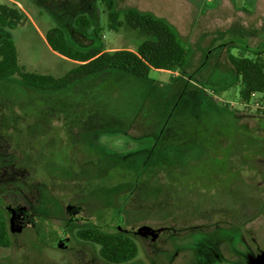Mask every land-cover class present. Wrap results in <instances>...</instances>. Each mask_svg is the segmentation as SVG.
<instances>
[{"label":"rangeland","instance_id":"374dc122","mask_svg":"<svg viewBox=\"0 0 264 264\" xmlns=\"http://www.w3.org/2000/svg\"><path fill=\"white\" fill-rule=\"evenodd\" d=\"M177 1L190 4L192 19L178 18L167 0H116L121 20L129 9L152 14L154 8L163 9L160 15L179 25L194 51L185 75L151 71L154 98H146L153 86L132 84L129 89L124 81L120 90H107L109 82L97 87L102 83L97 80L58 95L28 89L17 77L0 79V181L24 176L15 186L43 211L33 228L11 236L10 247L0 246V264H88L83 260L94 256L91 249L77 248L70 260L66 252L52 249L66 231L64 208L80 206L87 220L100 216L110 222L103 228L114 232L113 223L124 224V201L134 225L171 227L154 252L143 244L140 260L145 264L158 252L172 254L176 246L185 248L173 264H192L205 241L235 236L242 227L246 243L264 250V116L224 112L225 102L241 99L229 57L254 58V49H264V0ZM0 5L26 15L18 28L0 30V38L11 34L19 64L28 72L60 78L76 66L49 47L46 35L53 27L66 30L82 49L136 50L148 39L126 24L112 31L101 0H0ZM79 14L92 18L100 40L94 29L76 26ZM258 98L264 100V93ZM154 140L158 154L171 151L181 163L144 166L143 157L132 152L154 148ZM148 170L136 192L128 189L109 198L111 188ZM156 188L161 189L158 196ZM12 202L0 200V206ZM218 249L231 259L225 243Z\"/></svg>","mask_w":264,"mask_h":264},{"label":"trees","instance_id":"16d2710c","mask_svg":"<svg viewBox=\"0 0 264 264\" xmlns=\"http://www.w3.org/2000/svg\"><path fill=\"white\" fill-rule=\"evenodd\" d=\"M101 1L108 12L109 28L112 31H119L126 24L129 28L148 35V39L141 43L136 51L128 49L106 51L99 46L82 49L71 43L66 30L61 27H53L46 35L48 45L56 53L76 63V66L66 75L56 78L47 74L26 71L19 64L17 47L9 33L0 38V79L9 80L17 77L19 83L28 89L45 94L59 95L64 93L73 94L76 87L97 80H102V83L97 87L109 82L110 88H107V90L110 91L120 90L121 81H124L129 89L132 88V84L153 86L156 85V82L150 78L152 70L178 72L179 75L187 73L194 51L175 27L152 13L141 12L137 9L126 10L123 13L124 20H121V13L116 10V0ZM25 19L26 15L18 8L0 5V30H14L21 26ZM75 24L85 31L94 29L98 40L101 39L100 29L94 26L89 15H77ZM253 53L254 58L245 56L229 57V62L235 74L234 84H240V96L247 101L252 98L253 94L264 93V49H254ZM83 90L85 89L80 92ZM154 97L153 86L152 90L147 92L146 98ZM227 109L224 110L225 113L230 111L229 113L233 115L242 114ZM253 115L261 114L253 112ZM157 145L158 142L154 140V148L151 145L146 148L140 146L132 153L141 155L143 165L146 167L155 161L168 166L181 163V157L176 153L170 154L171 151L168 153L169 155L158 154L155 151ZM120 158L123 159L122 156ZM150 172L148 170L133 174L131 183L111 188L108 194L109 198L114 200L128 189L136 192L143 178L149 176ZM155 174L158 175V172L154 171ZM115 176L118 175L115 174ZM154 193L158 196L161 189H154ZM126 202L121 203V208H124ZM82 237L93 240L101 247V252L105 258L115 263L131 261L138 255L137 246L131 240L125 239L119 234L112 235L93 230V232L85 231ZM10 245L8 221L0 209V246L7 248Z\"/></svg>","mask_w":264,"mask_h":264},{"label":"flooded vegetation","instance_id":"af4514ba","mask_svg":"<svg viewBox=\"0 0 264 264\" xmlns=\"http://www.w3.org/2000/svg\"><path fill=\"white\" fill-rule=\"evenodd\" d=\"M18 181H24V176H12L10 181H0V188H2V192H0V200L12 199L13 202H15L12 205L7 204V206H0V209L2 210L6 220L8 221V232L10 239L12 235H20L25 230L33 228L36 225V217L43 212L39 205L35 204L30 196H28L22 190L21 186H15V183H18ZM8 209L16 210L21 216L22 223L24 225L22 232L18 233L12 231V227L10 224L12 215L10 214ZM64 212L65 216L61 218V221L63 222V226L66 228V231L64 234H62L63 236L60 237L61 241H59L58 245H54L52 249H59L66 252V254L69 255V260L70 258L72 259V254L75 253V250L77 248L84 247L86 249H91L94 256L92 258H87L90 259V262L87 261L86 257L85 260H83V262L86 261L88 264H94L96 260L101 261L103 264H145L140 260V255L144 254L143 244H147L148 247H150L149 250L152 251V249H154V247L156 248L157 244L163 238L168 239L165 235L170 231L171 228L170 226L154 227L153 225L147 223L136 226L134 225V221L126 216L128 215V212H126V210L122 208V214H124V224L122 225L120 223H113L114 232H110L106 231L105 228H103L104 226L109 227L110 222L106 224L100 216H96L94 220H87L84 217L83 209L80 206L68 205L66 208H64ZM205 216L208 215H203V217ZM211 221H213V219ZM102 222L104 223L101 224ZM144 227H149L151 230H143L142 228ZM93 230L112 235H122L125 239L131 240L137 246L138 255L131 261L125 263H115L110 261L102 254L101 247L98 244H96L93 240L84 239V237H82V234L85 233V231L93 232ZM153 231H160V233L154 238L151 234L153 233ZM243 231L244 229L242 227L241 232H238L235 236L227 234L220 239H210L209 241H205V243L199 247V251L197 248L198 252L196 253V258L194 257V262L192 264H255L258 255L264 252V250L259 248L258 246H255L254 244L251 245L246 243L243 238ZM220 243L226 244L231 259H226L219 252L218 246L220 245ZM176 247L177 250H174L172 248L173 253L170 255L166 254L165 251H162V253H160V255H162L160 256L159 252L157 251L158 255H156L154 259H150L146 264H160V261H163L164 264H173L174 257L176 256V254H178V251H180V249L182 248H185L184 246ZM164 254L167 256L165 260L163 257Z\"/></svg>","mask_w":264,"mask_h":264},{"label":"built area","instance_id":"2783aa9c","mask_svg":"<svg viewBox=\"0 0 264 264\" xmlns=\"http://www.w3.org/2000/svg\"><path fill=\"white\" fill-rule=\"evenodd\" d=\"M224 105L231 110H236V109L242 111L248 110L254 113L258 112L261 115H264V100L259 99L257 94H253L252 98L249 101L243 100L241 98L238 103L225 102Z\"/></svg>","mask_w":264,"mask_h":264},{"label":"crops","instance_id":"0c3cea01","mask_svg":"<svg viewBox=\"0 0 264 264\" xmlns=\"http://www.w3.org/2000/svg\"><path fill=\"white\" fill-rule=\"evenodd\" d=\"M162 1V0H161ZM167 5H171L172 6V8H174L175 10H176V12H177V17L179 18V16H180V18H182L183 20H184V18H187V19H189V18H191V16H192V10H191V6H190V4H189V6H188V4H187V6L185 5H182V4H180V3H178V1L177 0H167V3H166ZM155 5V4H154ZM162 10L163 9H161V8H154V15L155 14H157V15H155V16H157V17H159V18H161V19H163V17H162V15H160V14H162L163 12H162ZM140 11V10H139ZM141 12H144V11H141ZM150 13V12H149ZM192 19V18H191ZM164 20V19H163ZM172 22V21H171ZM173 22H175V21H173ZM192 22V24H193V21H191ZM169 23V22H168ZM191 24V25H192ZM174 25V24H173ZM172 25V26H173ZM176 28H177V31L179 32V34L182 36V38H184L185 40H186V35H185V33L184 32H182L181 31V29L179 28V25L175 22V25H174ZM178 26V27H177ZM186 42H187V40H186ZM188 44H189V41L187 42ZM50 47V46H49ZM209 48V47H208ZM137 50V49H136ZM136 50H132V51H136Z\"/></svg>","mask_w":264,"mask_h":264},{"label":"water","instance_id":"95a60500","mask_svg":"<svg viewBox=\"0 0 264 264\" xmlns=\"http://www.w3.org/2000/svg\"><path fill=\"white\" fill-rule=\"evenodd\" d=\"M8 211L10 212L11 219H10V224L12 227V231L13 232H22L24 225L22 223V219L21 216L19 215V213L14 210V209H8ZM143 230H151L149 227H144L142 228ZM160 233V231H153V233H151L153 235V237L155 238L158 234ZM255 264H264V252L260 253L256 259V263Z\"/></svg>","mask_w":264,"mask_h":264}]
</instances>
